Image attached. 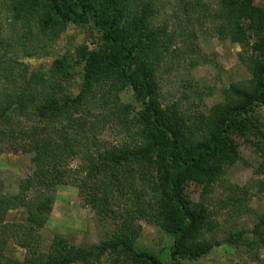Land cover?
I'll return each mask as SVG.
<instances>
[{"label":"trees","instance_id":"trees-1","mask_svg":"<svg viewBox=\"0 0 264 264\" xmlns=\"http://www.w3.org/2000/svg\"><path fill=\"white\" fill-rule=\"evenodd\" d=\"M129 1L116 0L112 10H102L94 0H79L71 8L61 0H4L8 19L23 28L9 35L0 21V151L40 154L41 160L28 192H0V215L22 207L27 211L26 220L0 225V264H168L136 250L142 221L173 236V259H197L213 249L205 231L206 204L194 202L185 189L194 182L209 196L241 161L229 135L253 128L255 108L264 107V7L254 0H220L214 20L248 25L241 43L249 53L244 60L253 85L226 90L223 103L193 118L161 101L157 44L168 33L157 25L159 11L153 2L134 8ZM192 1L176 0L180 12L174 19L183 21L182 12ZM90 21L102 31V47L78 53L84 76L74 97L65 94L64 84L75 76L69 58L56 59L45 71L34 68V51L15 54L27 51L24 42L30 39L53 42L68 24ZM229 32L234 34L222 30ZM128 89L142 102L140 110L122 101ZM111 125L121 136L115 143L102 139ZM257 133L259 142L252 144L264 159V129ZM76 160L83 162L79 170L71 166ZM60 185L76 187L86 206L114 222L117 230L108 241L79 247L56 235L49 250L40 251L36 233L49 221ZM261 227L264 216L255 230L258 237L264 234ZM243 234L233 241L239 243ZM12 240L27 250L21 261L6 256Z\"/></svg>","mask_w":264,"mask_h":264},{"label":"rangeland","instance_id":"rangeland-1","mask_svg":"<svg viewBox=\"0 0 264 264\" xmlns=\"http://www.w3.org/2000/svg\"><path fill=\"white\" fill-rule=\"evenodd\" d=\"M78 1L61 0L65 8H71ZM115 1L94 0V3L102 10H112L114 6L110 4ZM129 2L134 8H145L150 5L149 2H153L159 11L157 25L161 29L167 27L168 35L160 39L162 43L160 41L157 44L159 49L156 52L158 90L165 106L169 108L176 105L184 114L193 118L201 117L224 102L226 90L252 88V76L244 60L249 53L245 54L241 43L249 34L248 25L233 22L234 24L227 26L225 21L214 20L220 0H193L192 5H188L182 12L183 21L174 19L176 10L180 12L176 0ZM254 2L255 5L264 7V0ZM7 5L4 0H0L3 31L9 35H17L23 25L17 24L20 26L18 28L13 26L8 19L10 14H6ZM41 5L45 7L44 3ZM59 24L61 22L57 21V25ZM224 27L234 30V34H222ZM32 30L34 32V27ZM30 40L24 42L27 51L18 49L15 54L23 56L34 51L35 55L31 60L34 68L44 67L45 71L50 69L56 59L69 58L74 65L75 76L72 81L64 84L67 88L65 94L74 97L80 91L84 76V65L81 64L78 53L85 49L99 51L102 47V31L90 21L85 26L68 24L53 42L40 44L41 38ZM249 42H253L250 36ZM39 47L40 50H37ZM16 55L10 54L14 57ZM121 97L126 105H131L135 110L142 108V102L136 101L131 89L122 93ZM253 115L256 117L252 123L253 128L236 129L229 135L230 144L239 152L241 161L228 169L225 179L211 189L209 196L205 194L203 186L194 182L187 184L185 189L194 202L206 204L210 219L205 231L213 244L211 252L197 259H173L170 253L174 243L173 236L144 221L141 222V236L135 243L138 252L149 253L168 264H264V234L258 237L255 233L260 218L264 216V159L252 144L259 142L257 128L264 129V107H256ZM102 139L115 143L120 141L121 136L115 126L111 125L102 132ZM40 160V154L0 151V192L9 195L28 192L26 190L38 170ZM82 163L80 160L74 161L72 169H81ZM235 200L237 205L240 204L237 209L233 208ZM26 218L27 211L22 207L0 215V225L24 221ZM116 230L114 222L102 219L84 204L76 187L60 185L55 190V203L49 221L36 234L39 235L37 243L40 251L47 252L56 235L79 247H89L108 241ZM260 230L264 232V227ZM239 232L244 234L236 244L233 240L239 239ZM5 252L7 257L19 261L27 254V250L14 240L7 244Z\"/></svg>","mask_w":264,"mask_h":264}]
</instances>
